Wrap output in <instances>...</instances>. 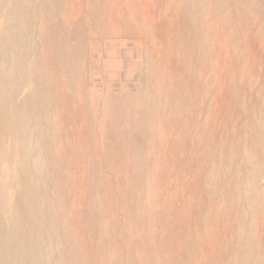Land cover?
<instances>
[{
	"label": "rangeland",
	"instance_id": "obj_1",
	"mask_svg": "<svg viewBox=\"0 0 264 264\" xmlns=\"http://www.w3.org/2000/svg\"><path fill=\"white\" fill-rule=\"evenodd\" d=\"M50 1L32 0L38 7L25 32L30 46L23 58L29 86L41 92L33 111L41 120L33 121L47 173L35 192L45 202V220L31 226L35 235L45 227L49 232L43 228L42 235L55 238L52 245L42 242L43 253L55 252L44 253L48 260L41 262L232 264L242 252L253 257L244 255L237 264L264 263V133L255 130L254 118L257 112L259 121L264 107V0ZM251 141V163L263 165L256 166L260 181L250 192L253 165L240 143L248 147ZM229 142L232 148L224 145ZM209 165L226 170L215 171L217 177ZM243 244L246 252L239 249Z\"/></svg>",
	"mask_w": 264,
	"mask_h": 264
},
{
	"label": "bare ground",
	"instance_id": "obj_2",
	"mask_svg": "<svg viewBox=\"0 0 264 264\" xmlns=\"http://www.w3.org/2000/svg\"><path fill=\"white\" fill-rule=\"evenodd\" d=\"M38 1V0H37ZM47 1V0H46ZM177 1V0H176ZM195 1V0H194ZM193 1V2H194ZM242 1H244V0H241V2ZM251 1H253V0H251ZM50 2H52V0L50 1ZM58 2V1H57ZM111 2V1H110ZM203 2V1H202ZM208 2V1H207ZM219 2V1H218ZM246 2H247V0H246ZM250 2V1H249ZM249 2H247V3H249ZM264 2V1H263ZM37 3V2H36ZM39 3V2H38ZM44 3V2H43ZM94 3V2H93ZM196 3V2H195ZM200 3V2H199ZM226 3V2H225ZM245 3V2H244ZM244 3H242V4H244ZM251 3V2H250ZM47 4H48V2H47ZM58 4H59V2H58ZM253 4H255V3H253ZM253 4H252V6H253ZM246 5V4H245ZM260 5V4H259ZM8 6V8L6 9V7ZM36 6H37V4H36ZM261 6V5H260ZM34 7V6H33ZM33 7H32V0H0V25H2V28H3V33L0 35V264H37L39 261L41 262V260H43L44 258H46V257H44V255H46L47 253L44 251V253H46V254H44L43 252H42V247L44 246L43 244H42V242L43 243H45L46 242V240H47V238L49 237L48 235H47V238H46V236H43L44 235V232L42 233V232H40V230L41 229H43L44 228V230L46 231V233L47 232H49L48 230H46L45 229V227H42L41 228V226H40V230H39V226H38V229L37 230H39V231H37V232H39L38 234L36 233V235L34 234V231H33V227L31 226V224L33 223H37V221H41L42 220V218H43V215L45 214L46 215V210H45V206H44V204H45V202H41V201H37L35 198H39V197H36V193L38 192L37 190H36V188H37V186H39L42 182H43V174L45 173V172H43V169H42V161H41V154H39V150L41 149H39V150H37L36 149V147H37V145L39 144L38 143V137H37V134H38V125L39 124H37V120H36V122H34L33 121V118H38V120H41V119H39V117H36V116H33V111H34V107H35V104H36V102H37V100H38V92H39V94L41 93L40 91H37V90H33V87L31 86H29V85H31V83L29 84V80H28V73H26L25 72V66H23L24 65V62H23V58L26 56L25 54H26V49H27V47H29V46H27L28 44H29V40L27 41V38H26V36H25V32L27 33L28 31H29V27L32 25V22H33V18H35L34 17V13L33 12H35V11H33L34 9H33ZM38 7V6H37ZM37 7H34V8H36L37 9ZM43 7V6H42ZM211 8V7H210ZM225 8V7H224ZM246 8H247V6H246ZM256 8V7H255ZM39 9H41V7L39 8ZM43 9V8H42ZM208 9V8H207ZM215 9V8H214ZM248 11H251L250 9H252V8H249V6H248ZM254 9V8H253ZM252 9V10H253ZM264 9V8H263ZM46 10V9H45ZM106 10V9H105ZM201 10V9H200ZM210 10V9H209ZM232 10V9H231ZM101 11V10H100ZM40 12H41V10H40ZM108 12V11H107ZM227 12V11H226ZM38 13V12H37ZM42 13V12H41ZM253 13H255L254 12V10H253ZM252 13V14H253ZM250 14V13H249ZM263 14V13H262ZM39 15H40V13H39ZM200 15V14H199ZM218 15V14H217ZM223 16V15H222ZM228 17V16H227ZM247 18V17H246ZM258 18V17H257ZM264 18V17H263ZM223 19V18H222ZM240 19V18H239ZM35 20V19H34ZM38 20V19H37ZM40 22V21H39ZM228 22V21H227ZM254 23V22H253ZM193 25V24H192ZM202 27V26H201ZM34 28V27H33ZM0 29H1V27H0ZM41 29V28H40ZM62 29V28H61ZM194 30V29H193ZM1 31V30H0ZM31 31H33V30H31ZM35 31V30H34ZM36 31H37V29H36ZM192 31V30H191ZM42 32V31H41ZM193 32V31H192ZM38 33V32H37ZM30 34H31V32H30ZM29 34V35H30ZM31 36V35H30ZM29 36V37H30ZM35 36V35H34ZM38 36H39V34H38ZM28 37V38H29ZM185 37V36H184ZM210 37V36H209ZM58 38V37H57ZM33 39H35V37H33ZM206 39V38H205ZM37 40V39H36ZM78 40V39H77ZM212 40V39H211ZM30 41H33V40H30ZM35 42V41H34ZM34 42H33V45H35L34 44ZM47 42V41H46ZM184 42V41H183ZM37 43V42H36ZM44 43V42H43ZM42 43V44H43ZM200 43V42H199ZM31 44V43H30ZM38 44V43H37ZM193 44V43H192ZM235 44V43H234ZM207 45V44H206ZM79 46V45H78ZM193 46V45H192ZM210 46V45H209ZM36 47H37V45H36ZM56 47V46H55ZM77 47V46H76ZM75 47V48H76ZM141 47V46H140ZM32 48V47H31ZM34 48V47H33ZM194 48V47H193ZM204 48V47H203ZM30 49V48H29ZM196 49H198V48H196ZM234 49V48H233ZM32 50V49H31ZM34 50V49H33ZM246 50V49H245ZM260 50V49H259ZM144 51V50H143ZM208 51V50H207ZM40 52H42V51H40ZM86 52V51H85ZM189 52V51H188ZM202 52V51H201ZM52 53H53V51H52ZM156 53V52H155ZM199 53V52H198ZM203 53V52H202ZM39 54V53H38ZM37 54V55H38ZM42 54V53H41ZM58 54V53H57ZM59 54H61V53H59ZM160 55V54H159ZM33 56V55H32ZM50 56V55H49ZM147 56V55H146ZM188 56V55H187ZM243 56V55H242ZM37 56H35V58H36ZM56 57V56H55ZM29 58V57H28ZM34 58V57H33ZM42 58V57H41ZM68 58V57H67ZM76 58V57H75ZM79 58V57H78ZM249 58V57H248ZM34 60V59H33ZM26 61H28V60H26ZM32 61V60H31ZM36 61V60H35ZM35 61H33L32 63H34ZM61 61V60H60ZM72 61V60H71ZM204 61V60H203ZM67 62V61H66ZM79 63V62H78ZM78 63H77V65H78ZM262 63H264L263 61H262ZM261 63V64H262ZM142 64H144V63H142ZM259 64V63H258ZM26 65V64H25ZM36 65V64H35ZM264 65V64H263ZM262 65V66H263ZM74 66V65H73ZM45 67V66H44ZM76 67V66H75ZM139 67V66H138ZM155 67V66H154ZM70 68H72L71 66H70ZM156 68V67H155ZM35 69H36V67H35ZM34 69V70H35ZM27 70V69H26ZM77 70V69H76ZM81 70V69H80ZM150 70V69H149ZM152 70H153V68H152ZM41 71V70H40ZM148 71V70H147ZM158 71V70H157ZM216 71V70H215ZM227 71V70H226ZM29 72V71H28ZM152 72V71H151ZM30 73V72H29ZM144 73V72H143ZM153 73V72H152ZM42 74V73H41ZM31 75V74H30ZM34 75V74H33ZM36 75V74H35ZM43 75V74H42ZM153 75V74H152ZM262 75H263V73H262ZM37 76V75H36ZM39 76V75H38ZM38 76H37V78H38ZM46 76V75H45ZM19 77H22V79H20L21 80V83L20 84H17L16 83V79L17 78H19ZM262 77V76H261ZM40 78H41V75H40ZM152 78H153V76H152ZM32 79V78H31ZM30 79V80H31ZM77 79V78H76ZM241 79V78H240ZM179 80V79H178ZM208 80V79H207ZM17 81H19V80H17ZM42 81V80H41ZM40 81V83H42ZM37 82V81H36ZM36 82L34 83V84H36ZM38 82H39V79H38ZM139 82V81H138ZM181 82V81H180ZM262 82H264V81H262ZM32 83V85H34ZM253 83H256V82H253ZM145 84V83H144ZM147 84V83H146ZM149 84V83H148ZM37 85V84H36ZM43 85V84H42ZM181 85V84H180ZM169 86V85H168ZM142 87V86H141ZM140 87V88H141ZM146 87V86H145ZM31 88H32V90H31ZM38 88V87H37ZM42 88H44V87H42ZM41 88V89H42ZM139 88V87H138ZM47 89V88H46ZM142 89H143V87H142ZM142 89H138V92H139V90H142ZM180 89V88H179ZM143 90H145V89H143ZM259 90V89H258ZM258 90H256V91H258ZM46 91V90H45ZM88 91H90V90H88ZM188 91V90H187ZM234 91V90H233ZM232 91V92H233ZM255 91V92H256ZM43 92V91H42ZM178 92H180V91H178ZM259 92H261V90H259ZM186 93V92H185ZM234 93V92H233ZM165 94V93H164ZM168 94H169V92H168ZM167 94V95H168ZM194 94V93H193ZM232 94V93H231ZM41 95V94H40ZM45 95H46V93H45ZM48 95V94H47ZM149 95V94H148ZM156 95V94H155ZM154 95V96H155ZM256 95V94H255ZM261 95V94H260ZM43 96V95H42ZM147 96V95H146ZM159 96V95H158ZM234 96V95H233ZM239 96V95H238ZM237 96V97H238ZM149 97V96H148ZM160 97V96H159ZM179 97V96H178ZM213 97V96H212ZM43 98V97H42ZM157 98V97H156ZM215 98V97H214ZM233 98V97H232ZM46 99V98H45ZM85 99V98H84ZM155 99V98H154ZM130 100V99H129ZM146 100V99H145ZM150 100V99H149ZM148 100V101H149ZM165 100V99H164ZM261 100V99H260ZM44 101V100H43ZM47 101V100H46ZM263 101V100H262ZM261 101V102H262ZM147 102V101H146ZM258 102V101H257ZM260 102V101H259ZM261 102L259 103V104H261ZM39 103V102H38ZM263 103H264V101H263ZM145 104V103H144ZM207 104V103H206ZM50 105V104H49ZM48 105V106H49ZM146 105V104H145ZM210 105V104H209ZM254 105V104H253ZM256 105H258V103L256 104ZM83 106V105H82ZM230 106V105H229ZM47 107V106H46ZM56 108V107H55ZM144 108V107H143ZM253 108H254V106H253ZM258 109L259 107H256L255 106V109ZM262 108V105H261V107H260V109ZM98 110V109H97ZM149 111V110H148ZM147 111V112H148ZM256 111V110H255ZM254 111V112H255ZM261 111V110H260ZM259 111V112H260ZM47 113V112H46ZM182 113V112H181ZM232 113V112H231ZM52 114V113H51ZM96 114V113H95ZM253 114V113H252ZM257 112H256V116H257ZM40 115V114H39ZM44 115V114H43ZM149 115V114H148ZM38 116V115H37ZM41 116V115H40ZM181 116V115H180ZM199 116V115H198ZM256 116L254 117L255 119H257V120H255V121H257L258 122V127L256 126V125H254V124H252L253 125V127L255 128V126L257 127L255 130H258L259 129V132H260V135H261V133H264V107H263V109H262V111H261V115H260V119H259V121H258V118H256ZM259 116V115H258ZM92 117V116H91ZM1 118H2V120H1ZM46 118V117H45ZM89 118V117H88ZM252 118V117H251ZM254 118L252 119V122H254L253 120H254ZM44 119V118H43ZM49 119V118H48ZM8 120V121H7ZM51 120V119H50ZM196 120V119H195ZM5 121H7V123L5 124ZM32 121H33V123H32ZM46 121V120H45ZM57 121V120H56ZM90 122V121H89ZM222 122V121H221ZM42 123V122H41ZM40 123V124H41ZM195 123H197V122H195ZM248 124V123H247ZM255 124H256V122H255ZM42 125H44V122L42 123ZM47 125V124H46ZM185 125V124H184ZM198 126V125H197ZM196 126V127H197ZM250 126V125H249ZM195 127V128H196ZM252 127V126H251ZM41 128H42V126H41ZM45 128V127H44ZM47 128V127H46ZM194 128V127H193ZM39 129H40V126H39ZM50 129V128H49ZM43 130V129H42ZM47 130H48V128H47ZM47 130H46V132H47ZM251 130V128L249 129V131ZM40 131V130H39ZM57 131V130H56ZM246 131V130H245ZM253 130H251L250 132H252ZM238 132V131H237ZM96 133V132H95ZM236 132H234V134H235ZM253 133L254 132H252V135H253ZM256 133H258V132H255V135H259V134H256ZM238 134V133H237ZM240 134V136H241V133H239ZM52 135V134H51ZM236 135V134H235ZM247 135V134H246ZM254 135V136H255ZM260 135H259V139L261 140V141H263L261 138H260ZM41 136H43V134L41 135ZM225 136V135H224ZM223 136V137H224ZM227 136V135H226ZM233 136V135H232ZM231 136V137H232ZM251 136V135H250ZM236 137V136H235ZM234 137V138H235ZM257 137V136H256ZM61 138V137H60ZM220 138H222V137H220ZM233 138V137H232ZM233 138V139H234ZM237 138V137H236ZM235 138V139H236ZM250 138H253V137H250ZM250 138H246V140L247 139H249L248 141L250 142ZM50 139H51V137H50ZM57 139V138H56ZM227 139V141H225V142H228V138H226ZM234 139V140H235ZM240 139H241V137H240ZM244 139H245V137H244ZM221 140H223V139H221ZM220 140V141H221ZM225 140V139H224ZM223 140V141H224ZM232 141V142H235V141H240V140H238V139H236L235 141ZM245 140V141H246ZM256 139L255 138H253V141H255ZM220 141H218V142H220ZM230 141V140H229ZM243 141V140H242ZM241 141V142H242ZM256 141H258V140H256ZM255 141V142H256ZM260 141V142H261ZM225 142H222V145H223V143H225ZM249 142H247L248 144H249ZM254 142V143H255ZM259 142V143H260ZM42 143V142H41ZM236 143V142H235ZM235 143L233 144V143H231L232 145H235ZM240 143V142H239ZM251 143H252V141H251ZM257 143V142H256ZM255 143V144H256ZM263 143V142H262ZM262 143H260V145L262 146L263 144ZM44 144V143H43ZM58 144V143H57ZM230 144V142L228 143V144H224L225 146L226 145H228V146H231V145H229ZM247 144V145H248ZM255 144H254V146H255ZM210 145V144H209ZM216 145V144H215ZM217 145H218V143H217ZM216 145V146H217ZM221 144H220V146H222ZM237 145V144H236ZM241 145H243V147L245 146V144H241L240 143V147H241ZM253 145V143L251 144V145H249L248 147L247 146H245L244 148L245 149H243V147H242V153H244L245 152V150H246V154L244 153V155H247L248 157H249V159H247V161L249 160V164H251V166L252 167H250L249 166V164H248V162H246V164H248V166L247 165H245L244 166V168H247V167H250L251 168V174L250 173H248L247 172V170H250V169H247L246 170V172L245 173H247V174H250L249 175V177H250V179H249V182L248 181H246V182H248L247 184H249L248 186L251 188V186L252 185H255L256 183L255 182H258V181H260V180H258V179H256V177H258L257 176V174H258V172H259V169L260 168H257L256 166L258 165V166H260V165H263L264 164V162H262V158H263V156H261V163H263V164H261V163H257L256 164V166H254L255 165V163H256V161H255V163L253 164V162L251 163V161H253L252 159L250 160V156H252V153H254V147L252 146ZM256 145H258V144H256ZM39 146V145H38ZM227 146V147H228ZM226 147V148H227ZM233 146H231L230 148H232ZM235 147V146H234ZM255 147H257L256 149H258V146H255ZM260 147V146H259ZM220 148V147H219ZM219 148H218V146L217 147H215L214 149H218V151L216 150L215 152H220V150H221V148H220V150H219ZM229 148V149H230ZM236 148V147H235ZM237 148H238V146H237ZM237 148H236V151H237ZM36 149V150H35ZM42 149H43V147H42ZM41 149V150H42ZM46 149V148H45ZM212 149V148H211ZM210 149V150H211ZM223 149V148H222ZM225 149V148H224ZM256 149H255V152H257L256 151ZM262 149V148H261ZM260 148H259V150H261ZM40 150V151H41ZM233 150V149H232ZM239 150V149H238ZM258 150V151H259ZM263 150H264V147H263ZM263 150L262 151H260V153L261 152H263ZM37 151H38V153H37ZM51 151V150H50ZM225 151V150H224ZM226 151H227V149H226ZM45 152V151H44ZM95 152V151H94ZM228 152H229V150H228ZM214 153V152H213ZM222 153V152H221ZM231 154H233L232 153V151L230 152ZM257 153H259V152H257ZM257 153H256V155H257ZM45 154V153H44ZM48 154V153H47ZM215 154H218V153H215ZM220 154V153H219ZM223 154H225V153H223ZM230 154V155H231ZM261 154H264V153H261ZM234 155V154H233ZM242 155V154H241ZM242 156V164L244 163L243 162V157L245 158V156ZM255 155V156H256ZM213 156V155H212ZM218 156V155H217ZM217 156H215V159H213V157H212V159L215 161V160H217L216 158H218ZM223 157H224V155H222ZM258 156V155H257ZM220 157H221V155H220ZM219 157V158H220ZM226 157V156H225ZM224 157V158H225ZM228 157V156H227ZM258 157H260V156H258ZM203 158V157H202ZM229 158V157H228ZM230 158H232V157H230ZM233 158H234V156H233ZM252 158V157H251ZM257 158V157H256ZM45 159V158H44ZM221 160H223L222 158H220ZM245 159V160H246ZM244 160V161H245ZM29 161V165L31 166H33V167H35V168H33V167H31L30 169H34V170H30L28 167H29V165H27L28 167H26V163ZM92 161V160H91ZM207 161H209V160H207ZM229 161H231L232 162V160H229ZM234 161V160H233ZM263 161H264V159H263ZM209 162H211L212 164H213V162L212 161H209ZM208 162V163H209ZM216 162V161H215ZM219 162V161H218ZM241 162V161H240ZM239 162V163H240ZM259 162V161H258ZM221 163V162H220ZM227 163H228V161H227ZM226 162H225V166H226V164H227ZM233 163V162H232ZM232 163H231V165H232ZM239 163H237V164H239ZM212 164H210L211 166H212ZM217 164V163H216ZM224 164V163H223ZM230 164V163H229ZM236 164V165H237ZM260 164V165H259ZM209 165V168L211 167ZM213 165H215V164H213ZM220 165V164H219ZM230 165V166H231ZM233 165H234V163H233ZM215 166H217V165H215ZM224 166V165H223ZM228 166V165H227ZM247 166V167H246ZM214 167V166H213ZM212 167V168H213ZM221 167H222V165H221ZM238 167V166H237ZM263 167V166H262ZM216 169L218 168V167H215ZM228 169L227 170H229L230 168L229 167H227ZM233 168V167H232ZM240 168H243V165H240ZM214 169V168H213ZM212 169V170H213ZM216 169H215V171H216ZM220 170H221V168H219ZM218 169V170H219ZM226 170V168H222V170L221 171H223V170ZM237 169H239V168H236V170ZM48 170V169H47ZM208 170H210L211 172H212V170H211V168L210 169H208ZM233 170V169H232ZM264 170V169H263ZM214 170H213V172L214 173H216ZM221 171H218L219 172V174H221L220 172ZM234 171V170H233ZM239 171V170H238ZM262 171V170H261ZM48 172V171H47ZM50 172V171H49ZM209 172V171H208ZM210 172V173H211ZM217 172V173H218ZM225 172V171H224ZM237 172V171H236ZM241 172V171H240ZM239 172V173H240ZM242 172H243V170H242ZM242 172H241V174H242ZM213 173V174H214ZM216 173V176L217 177H219L218 176V174ZM234 175H236V173L235 172H232ZM238 173V174H239ZM262 173V172H261ZM47 174V173H46ZM46 174H44L45 175V177H46ZM212 174V175H213ZM222 174H223V172H222ZM221 174V175H222ZM227 174V173H226ZM230 174V173H229ZM244 174V173H243ZM242 174V175H243ZM260 174V173H259ZM264 174V173H263ZM210 175V174H209ZM215 175V174H214ZM213 175V176H214ZM260 175H262V174H260ZM36 176V177H35ZM49 176H52V175H49V173H48V178H49ZM224 176V175H223ZM241 176V175H240ZM53 177V176H52ZM247 177H248V175H247ZM247 177H245V178H247ZM213 178V177H212ZM238 179V177H235V179ZM243 178V177H242ZM214 179V178H213ZM219 179V178H218ZM235 180V181H239V180ZM239 179L240 180H242L241 179V177H239ZM248 179V178H247ZM45 180V179H44ZM47 180H49V179H47ZM46 180V181H47ZM212 180V179H211ZM243 180H244V178H243ZM258 180V181H257ZM263 180V179H262ZM45 181V184H47V182ZM52 181V180H51ZM50 181V182H51ZM113 181V180H112ZM209 181V180H208ZM213 181V180H212ZM215 182L217 181V179H215L214 180ZM234 181V180H233ZM214 182V183H215ZM240 182V181H239ZM242 183H243V181H241ZM244 182H245V180H244ZM264 182V181H263ZM52 183V182H51ZM261 183V182H260ZM151 184V183H150ZM213 184V183H212ZM211 184V185H212ZM233 184V183H232ZM244 184H246V183H244ZM49 185V184H48ZM102 185V184H101ZM229 185V184H228ZM238 185V184H237ZM241 185V184H240ZM239 185V186H240ZM243 185V184H242ZM258 185V184H257ZM256 185V186H257ZM47 186V185H46ZM55 186V185H54ZM216 186V185H215ZM225 186V185H224ZM238 186V187H239ZM247 186V185H246ZM245 186V187H246ZM261 186V185H260ZM50 187V186H49ZM230 187V186H229ZM234 187V186H233ZM240 187H243V189L245 188L244 186H240ZM239 187V188H240ZM258 188H259V185L257 186ZM257 187H255V188H257ZM263 188H264V186H262ZM52 188V187H51ZM211 188H213V187H211ZM216 188V187H215ZM224 188V187H223ZM248 188V187H247ZM250 188H248L249 190H250V192L251 191H253V187L250 189ZM50 189V188H49ZM54 189V188H53ZM53 189H51V190H53ZM238 189V188H237ZM236 188H235V190H237ZM261 189V188H260ZM213 190H214V188H213ZM212 190V191H213ZM239 190V189H238ZM259 189H257V191H258ZM264 190V189H263ZM211 191V189L209 190V192ZM230 191V190H229ZM243 190L241 189V191H239V193L240 192H242ZM245 192H247L246 191V189L244 190ZM256 190L254 191V192H252V195H255V192H257ZM260 191V190H259ZM258 191V192H259ZM36 192V193H35ZM46 192V191H45ZM57 192V191H56ZM214 192V191H213ZM212 192V193H213ZM236 194H239V193H237V191H234ZM261 192H263L264 193V191H262L261 190ZM211 193V192H210ZM254 193V194H253ZM53 194V193H52ZM57 194H60V193H58L57 192ZM223 194V193H222ZM241 194H243V193H241ZM245 194H247V193H245ZM248 194H249V192H248ZM233 195V194H232ZM240 195V194H239ZM239 195L237 196V197H239ZM250 195V197H251V194H249ZM257 195V194H256ZM38 196V195H37ZM207 196V195H206ZM231 196V195H230ZM236 196V195H235ZM259 196H261V193H260V195ZM56 197V196H55ZM59 197V196H58ZM179 197V196H178ZM240 197H242L241 199H243V196H241L240 195ZM239 197V198H240ZM254 198H255V196H253ZM264 197V196H263ZM263 197H262V199H263ZM226 198H227V196H226ZM225 198V199H226ZM246 198H247V196L246 197H244V199H245V201L247 202L248 200H246ZM254 198H252V200L254 199ZM211 199V198H210ZM248 199V198H247ZM250 199V198H249ZM260 199L261 198H259V201H260ZM40 200V199H39ZM43 200V199H42ZM251 200V201H252ZM46 201V200H45ZM57 201V200H56ZM251 201L248 203V204H250L252 207L254 206V204H251ZM263 200H261V202H262ZM231 202V201H230ZM244 202V201H243ZM256 202V201H255ZM53 203V202H52ZM61 203V202H60ZM200 204V203H199ZM245 204V203H244ZM256 204V206H257V204L258 203H255ZM259 204H260V202H259ZM150 205V204H149ZM241 205V204H240ZM246 205V204H245ZM247 206V205H246ZM255 206V207H256ZM142 207V206H141ZM218 207V206H217ZM251 207V208H252ZM207 208V207H206ZM205 208V209H206ZM235 208V207H234ZM246 208V207H245ZM254 208V207H253ZM252 208V209H253ZM258 209H260L259 208V205H258V207H257ZM256 208V209H257ZM247 209H250V208H247ZM257 209V210H258ZM57 211V210H56ZM60 211V210H59ZM241 211H242V209H241ZM254 211H255V209H254ZM259 211V210H258ZM249 212V211H248ZM47 213H49L48 211H47ZM252 213H254L253 211H252ZM51 214V213H50ZM189 214V213H188ZM250 214V213H249ZM240 215V214H239ZM254 215H256V214H254ZM254 215H250V217H252V216H254ZM243 216V215H242ZM248 216V215H247ZM46 217V216H45ZM49 217H50V215H49ZM249 217V218H250ZM254 217H256V216H254ZM48 218V217H47ZM52 218V217H51ZM50 218V219H51ZM50 219H48V221L50 220ZM238 219V218H237ZM44 220H45V218H44ZM44 220H42V221H44ZM67 220V219H66ZM238 221V220H237ZM252 221V220H251ZM250 221V222H251ZM253 221H255V220H253ZM252 221V222H253ZM257 221V220H256ZM63 222V221H62ZM239 222H241V221H239ZM252 222L250 223V225H252ZM38 223H40V222H38ZM51 223V222H50ZM54 223V222H53ZM45 224H46V221H45ZM47 224H49L48 222H47ZM52 224V223H51ZM238 224V223H237ZM241 224V223H240ZM247 224V223H246ZM254 224H256V222L254 223ZM44 225V224H43ZM248 225V224H247ZM45 226V225H44ZM48 226V225H47ZM51 226V225H50ZM63 226V225H62ZM220 226V225H219ZM237 226V225H236ZM256 226V225H255ZM255 226H254V228H255ZM52 227H53V225H52ZM54 227H55V225H54ZM53 227V228H54ZM252 227V226H251ZM47 228H49V227H47ZM53 228H51V229H53ZM237 228V227H236ZM241 228H242V225H241ZM250 228V227H249ZM57 229V228H56ZM239 229V227L237 228V230ZM243 229V228H242ZM53 230H55V229H53ZM59 230V229H58ZM246 230V229H245ZM249 230V229H248ZM247 230V231H248ZM52 231V230H51ZM50 231V232H51ZM66 231V230H65ZM240 231V230H239ZM238 231V232H239ZM251 231V230H250ZM58 232V231H57ZM59 232H60V230H59ZM68 232V231H67ZM61 233H63V230H62V232ZM231 233V232H230ZM43 234V235H42ZM243 234V233H242ZM252 234V233H251ZM250 234V236H252ZM254 234V233H253ZM35 235V236H34ZM54 235H55V232H54ZM240 235H241V233H240ZM56 236H58V234L56 235ZM62 236V235H61ZM60 236V237H61ZM66 236V235H65ZM238 237L237 238H241L240 240H242V237H243V235H241L240 237H239V233H238V235H237ZM50 237H52V233H51V236ZM253 237V236H252ZM45 238H46V240H45ZM68 238H69V235H68ZM250 238V237H249ZM249 238H247L248 240H249ZM258 238V237H257ZM50 239V238H49ZM52 240H54L55 238H51ZM50 239V240H51ZM44 240H45V242H44ZM50 240H47V241H49L48 243H50L51 244V242H50ZM59 240V239H58ZM247 240V241H248ZM253 239L251 238V242H253L252 241ZM68 241V240H67ZM246 241V240H245ZM54 242L55 241H53L52 242V244H54ZM57 242H59V241H56V243ZM238 242H240L239 240H238ZM237 242V243H238ZM60 243V242H59ZM243 243H244V241H243ZM249 244L250 245V240L248 241V242H246L245 244ZM264 243V242H263ZM51 244V245H52ZM233 244H235V243H233ZM241 244V246H242V243H240ZM245 244H243V247H244V249H241V247L239 248L241 251H243V250H245V252L247 251L246 250V248H245ZM247 244V245H248ZM48 244L46 243V246H47ZM58 246H59V244H57ZM248 245V246H249ZM49 246V245H48ZM54 246H56V245H54ZM54 246H51V247H53L54 248ZM57 246V250L56 251H58V247ZM231 246H232V244H231ZM235 247H236V245H234ZM247 246V247H248ZM262 246V245H261ZM239 247V246H238ZM238 247H237V250H238ZM250 247V246H249ZM248 247V248H249ZM253 247V246H252ZM44 248V247H43ZM45 248H47V247H45ZM197 248V247H196ZM251 248V247H250ZM263 248V247H262ZM51 250H52V248H50ZM55 249H56V247H55ZM264 249V248H263ZM262 249V250H263ZM47 250H48V248H47ZM51 250H49V252H48V254L50 253V251ZM60 250V249H59ZM237 250H235V251H237ZM239 250V251H240ZM52 251H54V250H52ZM231 251H232V248H231ZM238 251V252H239ZM249 251V250H248ZM55 252V251H54ZM54 252H51V253H54ZM232 252H234V247H233V251ZM260 252V251H259ZM263 252H264V250H263ZM50 253V254H51ZM63 253V252H62ZM247 253H249V252H247ZM246 253V254H247ZM251 253V252H250ZM262 253V252H261ZM47 254V255H48ZM58 254V253H57ZM230 254V253H229ZM52 255H54V254H52ZM52 255H51V257H52ZM244 253H242V252H240L239 253V255L238 256H236V260L235 259H233V261H232V259H231V261H232V264H233V262H234V260H235V262H234V264L238 261V259H241L242 258V260H244L243 259V257H244ZM248 255V254H247ZM247 255H245L246 257H248V256H250V257H253V256H251L250 254L247 256ZM263 255H264V253H263ZM50 256V255H49ZM229 256V255H228ZM231 256H233V254L231 253ZM234 256H235V254H234ZM258 257H259V255H258ZM258 257H256V258H258ZM53 258H54V256H53ZM53 258H52V261H53ZM57 258V257H56ZM83 258V257H82ZM140 258V257H139ZM47 260H48V258H46ZM230 259V258H229ZM250 259V258H249ZM55 260V259H54ZM58 260V259H57ZM241 260V261H242ZM251 260V259H250ZM250 260H249V263H250ZM255 261H257L256 259H254ZM260 261H261V259H259ZM259 260L257 261V262H259ZM51 261V262H52ZM76 261V260H75ZM240 261V262H241ZM245 261V260H244ZM244 261H242V263H244ZM252 261V260H251ZM254 261V264L256 263ZM47 262H50V260L49 261H47ZM58 262V261H57ZM214 262V261H213ZM222 262V261H221ZM246 262H247V259H246ZM41 263H46V261L44 262H41ZM60 263V262H59ZM70 263V262H69ZM211 263V262H210ZM217 263V262H216ZM226 263V262H225ZM224 263V264H225ZM229 263H231V262H229ZM47 264H49V263H47ZM50 264H52V263H50ZM62 264V263H61ZM77 264V263H76ZM228 264V263H227ZM237 264V263H236ZM248 264V263H247ZM259 264V263H258ZM261 264H264V263H261Z\"/></svg>",
	"mask_w": 264,
	"mask_h": 264
}]
</instances>
